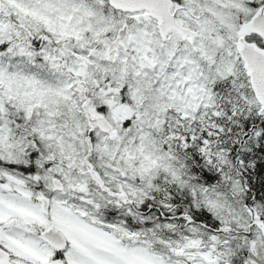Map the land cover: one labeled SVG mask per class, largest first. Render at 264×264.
<instances>
[{"label":"snow or ice","instance_id":"obj_1","mask_svg":"<svg viewBox=\"0 0 264 264\" xmlns=\"http://www.w3.org/2000/svg\"><path fill=\"white\" fill-rule=\"evenodd\" d=\"M0 264H264V0H0Z\"/></svg>","mask_w":264,"mask_h":264}]
</instances>
